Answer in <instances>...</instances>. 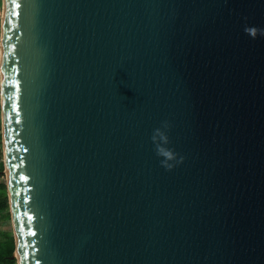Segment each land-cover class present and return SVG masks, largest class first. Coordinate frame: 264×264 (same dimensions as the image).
<instances>
[{
	"label": "water",
	"instance_id": "obj_1",
	"mask_svg": "<svg viewBox=\"0 0 264 264\" xmlns=\"http://www.w3.org/2000/svg\"><path fill=\"white\" fill-rule=\"evenodd\" d=\"M245 25L264 0H2L17 264H264V36Z\"/></svg>",
	"mask_w": 264,
	"mask_h": 264
},
{
	"label": "clouds",
	"instance_id": "obj_2",
	"mask_svg": "<svg viewBox=\"0 0 264 264\" xmlns=\"http://www.w3.org/2000/svg\"><path fill=\"white\" fill-rule=\"evenodd\" d=\"M244 32L253 39H255L257 35L264 36V29L255 26L245 25ZM169 128V122L167 120L162 121L159 127L153 129L150 137L154 146L155 155L160 158L159 162L166 170H171L175 165L183 162L184 159L183 156H179L169 147Z\"/></svg>",
	"mask_w": 264,
	"mask_h": 264
},
{
	"label": "trees",
	"instance_id": "obj_3",
	"mask_svg": "<svg viewBox=\"0 0 264 264\" xmlns=\"http://www.w3.org/2000/svg\"><path fill=\"white\" fill-rule=\"evenodd\" d=\"M2 163L0 164V168H2ZM8 199H7V192H6V186L4 181H0V219H4L9 217L8 212ZM5 234V244H0V262H7L11 263L14 262V258H11L10 255L13 252L14 249V240L13 236L8 232H3Z\"/></svg>",
	"mask_w": 264,
	"mask_h": 264
},
{
	"label": "rangeland",
	"instance_id": "obj_4",
	"mask_svg": "<svg viewBox=\"0 0 264 264\" xmlns=\"http://www.w3.org/2000/svg\"><path fill=\"white\" fill-rule=\"evenodd\" d=\"M0 7L2 8V0H0ZM0 150L2 151V138H1V112H0ZM5 177V176H4ZM5 183V178L2 179ZM6 186V185H5ZM9 212V208L7 209ZM3 232H8L13 236V230H12V223H11V218L10 214L9 217L4 218L3 220L0 219V244L4 245L5 244V234ZM14 252V249H13ZM0 264H17L15 259L14 262L11 263H5V262H0Z\"/></svg>",
	"mask_w": 264,
	"mask_h": 264
},
{
	"label": "built area",
	"instance_id": "obj_5",
	"mask_svg": "<svg viewBox=\"0 0 264 264\" xmlns=\"http://www.w3.org/2000/svg\"><path fill=\"white\" fill-rule=\"evenodd\" d=\"M1 21H2V8L0 7V25H1ZM0 53H1V49H0ZM2 163L3 165V153L0 150V164ZM5 176V172H4V165L2 168H0V181H2L3 178Z\"/></svg>",
	"mask_w": 264,
	"mask_h": 264
},
{
	"label": "snow or ice",
	"instance_id": "obj_6",
	"mask_svg": "<svg viewBox=\"0 0 264 264\" xmlns=\"http://www.w3.org/2000/svg\"><path fill=\"white\" fill-rule=\"evenodd\" d=\"M13 107H15V105H13ZM24 179H25L24 176H20V180H24ZM17 195H19V193H17ZM18 219H19V217H18ZM29 219H31V218L29 217ZM19 233H20L21 236L25 235V233H24V229H23V225H21V226L19 227ZM28 234H31V233H28ZM23 255L26 256L27 253L25 252V253H23Z\"/></svg>",
	"mask_w": 264,
	"mask_h": 264
}]
</instances>
